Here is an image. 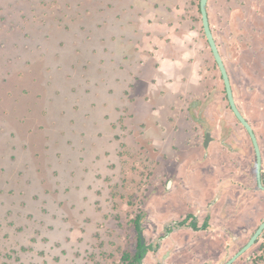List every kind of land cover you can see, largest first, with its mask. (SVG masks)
<instances>
[{
	"label": "rangeland",
	"instance_id": "obj_1",
	"mask_svg": "<svg viewBox=\"0 0 264 264\" xmlns=\"http://www.w3.org/2000/svg\"><path fill=\"white\" fill-rule=\"evenodd\" d=\"M197 5L0 0V264L113 262L148 146L208 77L185 47L208 46Z\"/></svg>",
	"mask_w": 264,
	"mask_h": 264
},
{
	"label": "flooded vegetation",
	"instance_id": "obj_2",
	"mask_svg": "<svg viewBox=\"0 0 264 264\" xmlns=\"http://www.w3.org/2000/svg\"><path fill=\"white\" fill-rule=\"evenodd\" d=\"M217 1L210 0V16L207 10L210 31L250 130L229 101L210 46H185L201 58L209 81L202 76L195 90L181 91L160 148L148 146L146 185L111 264H263L264 226L243 248L264 222V0H224L222 25ZM197 6L200 14L199 0ZM179 50L163 46L159 53L177 61Z\"/></svg>",
	"mask_w": 264,
	"mask_h": 264
},
{
	"label": "water",
	"instance_id": "obj_3",
	"mask_svg": "<svg viewBox=\"0 0 264 264\" xmlns=\"http://www.w3.org/2000/svg\"><path fill=\"white\" fill-rule=\"evenodd\" d=\"M199 11H200L201 23H202V28H203V31H204V35H205L207 43L210 46V48L212 49L213 54L215 56V59L217 61L218 67H219L221 75L223 77L225 88H226V90L228 92L229 101H230L232 107L234 108V111H235L236 115L241 119V121L245 124V126H247V128L250 130V128L247 125L246 121L237 112V110H236V108L234 106V103H233V99H232V97L230 95L229 83H228V80H227L225 68L223 66V62L221 60V57H220V55H219V53L217 51V47H216L215 41L213 39V36L211 34V31H210V27H209V22H208V17H207V0H199ZM252 138H253L254 144H255V146L257 148V145L255 143V139H254L253 135H252ZM257 154H258V152H257ZM263 226H264V222L259 226V228L256 230L255 234L251 237V239L248 241V243L244 246L243 249L247 248L253 242L254 238L256 237V235L258 234V232L261 230V228ZM239 253H237L236 255H238Z\"/></svg>",
	"mask_w": 264,
	"mask_h": 264
}]
</instances>
